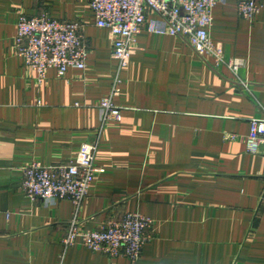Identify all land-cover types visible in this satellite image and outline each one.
Returning a JSON list of instances; mask_svg holds the SVG:
<instances>
[{"label": "crops", "instance_id": "obj_1", "mask_svg": "<svg viewBox=\"0 0 264 264\" xmlns=\"http://www.w3.org/2000/svg\"><path fill=\"white\" fill-rule=\"evenodd\" d=\"M238 1L213 8L209 31L226 61L242 59L234 73L144 28L118 72L89 0H0V264H58L71 221L94 229L126 212L152 220L136 261L77 241L62 264H264V154L245 147L249 121L264 118V7L249 21ZM40 14L77 23L84 69L51 68L39 82L15 54L19 16ZM117 75L122 119L100 129ZM95 141L97 176L77 210L23 193L29 164L67 162Z\"/></svg>", "mask_w": 264, "mask_h": 264}, {"label": "built area", "instance_id": "obj_2", "mask_svg": "<svg viewBox=\"0 0 264 264\" xmlns=\"http://www.w3.org/2000/svg\"><path fill=\"white\" fill-rule=\"evenodd\" d=\"M223 0H89L96 26L111 35V57L117 70L125 69L133 54L137 36L144 28L155 34L178 36L198 55L209 58L213 67L225 64L232 72L243 65L242 59L225 60L223 49L210 37L213 8ZM264 0H239V17L254 20ZM14 51L25 65L37 74L39 82L53 68L63 76L69 68L84 69L88 48L72 21L51 18L47 14L20 15L14 39ZM118 75L109 93L99 104L100 129L108 122H120L121 107L114 103L119 94ZM249 153L260 150L264 154V118H252L245 138ZM97 141L83 143L74 157L64 163L42 165L32 162L24 169L20 188L31 199L55 201L70 200L77 210L87 196L97 176L94 156ZM152 220L138 212H126L120 217H109L94 229H82L71 221L62 239L65 250L80 241L86 248L109 257L124 256L136 261L143 246L151 239ZM63 254L58 264H62Z\"/></svg>", "mask_w": 264, "mask_h": 264}]
</instances>
